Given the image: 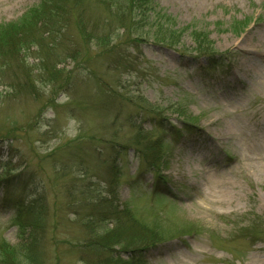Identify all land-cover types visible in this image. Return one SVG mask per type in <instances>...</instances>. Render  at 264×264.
I'll use <instances>...</instances> for the list:
<instances>
[{
	"label": "rangeland",
	"instance_id": "obj_1",
	"mask_svg": "<svg viewBox=\"0 0 264 264\" xmlns=\"http://www.w3.org/2000/svg\"><path fill=\"white\" fill-rule=\"evenodd\" d=\"M42 1L0 0V27ZM155 2L187 30L176 48L96 46L135 39L118 8L64 2L44 42L0 68V242L21 243L5 186L45 203L38 260L24 264L99 262L80 246L91 217L95 235H154L143 264H264V0ZM105 200L121 221H100Z\"/></svg>",
	"mask_w": 264,
	"mask_h": 264
},
{
	"label": "trees",
	"instance_id": "obj_2",
	"mask_svg": "<svg viewBox=\"0 0 264 264\" xmlns=\"http://www.w3.org/2000/svg\"><path fill=\"white\" fill-rule=\"evenodd\" d=\"M103 4L107 5L109 9L118 8L121 17L122 29L128 32L133 31L135 39L127 40L125 42L116 43L121 36L113 38L111 35H98L94 36L93 41L96 46L107 47L109 49L113 45H125V43H137L138 41H152V43L176 48L181 43L180 36L186 32V29H175V23H172L171 17L167 16L162 10H158L159 6L155 0H101ZM71 6V9L80 13L83 7L82 0H43L41 5L35 9L30 10L24 15V19L19 22L1 25L0 27V68H10L8 62L9 58H21L22 54L30 52V47L44 42V37L41 32L42 29H48V25L52 21L63 18L66 14V9L61 13L54 16L52 7H59L63 3ZM126 20V21H125ZM125 21V22H124ZM149 26V27H148ZM155 29V32H151ZM39 30V35H38ZM204 34L195 33L193 38L197 37L199 42L198 55H201L207 60L215 61V51L201 44V36ZM146 38V40L144 39ZM138 40V41H136ZM92 42V40H89ZM88 41V42H89ZM20 45L16 47L17 43ZM115 43V44H114ZM136 45V44H133ZM109 46V47H108ZM116 46L113 47V49ZM77 55V54H76ZM76 55L71 59L75 60ZM78 56V55H77ZM20 62V60H18ZM128 63V62H127ZM148 155H154L155 149L148 146ZM144 153L147 152L143 148ZM140 154V152H139ZM4 203L7 207L15 208L16 210V223L19 229V239L21 243L18 247L11 246L7 241L0 242V264H24L27 262H34L38 260V255L35 253L38 247V232L41 231L43 225L40 224L44 219L42 208L44 207L43 198L36 197L33 200H28L24 194L13 187L5 186ZM103 202V201H102ZM103 211L100 213V221H107L109 216L116 220L121 221V214L115 212L113 201L105 200ZM96 207V206H95ZM94 210V209H93ZM90 230L89 238H86L81 246L83 249L90 246L97 251L101 252L99 262L95 264H143L142 251H146L149 242L155 241L154 235L147 233L143 234L135 230L130 239L123 241V237L116 230H104L101 235L96 234V222L91 218L88 219ZM97 240L95 241V239ZM95 241V242H94ZM156 244V243H155ZM94 247H93V246ZM120 246L123 250L127 251L128 259H124L120 253L115 252L113 249Z\"/></svg>",
	"mask_w": 264,
	"mask_h": 264
}]
</instances>
